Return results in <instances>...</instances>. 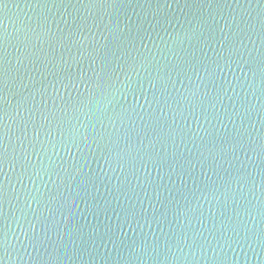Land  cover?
<instances>
[{
	"label": "water",
	"instance_id": "95a60500",
	"mask_svg": "<svg viewBox=\"0 0 264 264\" xmlns=\"http://www.w3.org/2000/svg\"><path fill=\"white\" fill-rule=\"evenodd\" d=\"M0 264H264V0H0Z\"/></svg>",
	"mask_w": 264,
	"mask_h": 264
}]
</instances>
